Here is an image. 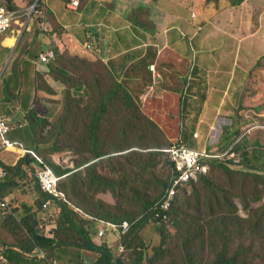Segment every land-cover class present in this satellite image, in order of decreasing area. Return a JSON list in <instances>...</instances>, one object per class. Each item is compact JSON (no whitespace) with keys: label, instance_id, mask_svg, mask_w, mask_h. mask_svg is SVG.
Masks as SVG:
<instances>
[{"label":"trees","instance_id":"1","mask_svg":"<svg viewBox=\"0 0 264 264\" xmlns=\"http://www.w3.org/2000/svg\"><path fill=\"white\" fill-rule=\"evenodd\" d=\"M87 1L80 0L79 8ZM206 1L220 5V9H222L228 3L236 5L243 0ZM0 4L9 10L17 9L13 0H5V4L0 1ZM36 6L43 11V15L49 16L50 10H47L40 0H36ZM24 11L22 9L20 12L17 11L18 15L24 16ZM28 46L30 45L23 44V48L20 46L18 50L24 52L28 50ZM89 50L88 52L78 49L71 50L67 46L61 51L53 50V57L45 62L46 68L38 72L37 82L50 93L54 92L55 95L57 89L50 80L61 82L63 99L51 97L48 99V103L50 105L53 103L54 106L62 104L60 109L62 113H66L65 119H68L69 126L73 128L72 144L67 147L78 148L77 150L83 153L89 149L92 150V155L89 157L81 154V160L76 165L79 169L77 171L63 168L46 156L37 141L38 132L32 129L36 142L32 146L27 145L26 147L20 143L28 150L23 158L14 165H6L0 160V169L5 172L4 178L0 179V198H4L13 190H18L22 194L31 191L35 193L32 208L27 210L23 216L19 213V209L13 207L11 203L9 204L10 211L2 213L0 209L2 217L0 233L7 235L3 238L0 234V252L8 259L21 256L34 260L38 258L36 249L41 248L50 260L73 262L71 258L65 259V254L69 250H73L72 254L75 256L73 260L82 264H264V258L260 252L256 251L255 243H238L234 246L236 241L231 240L236 231L235 226H242L243 223L251 224V220L238 213V206L229 196V190L226 187L219 186L217 193L211 192L212 197L207 200L200 195L197 196L192 209L185 206L186 196L178 199L179 193L189 184H195L194 182L198 179L203 180L205 184H216L208 177L211 168L219 167L227 173L241 174L242 177H245L242 184H246L249 181L248 177H252L251 190L246 195H240L246 210L250 212L262 210V217L255 222L253 227L249 228L250 237H252L264 225V203L256 210L249 207L251 202L262 200L257 191L258 184H264V172H262L264 165L259 166L252 163L251 158L258 157L259 153L264 152V141H261L257 136L253 138V141H250L249 133L243 134L245 130L242 127L246 121L240 120L239 112L236 117L234 116L235 121L233 119L231 124L224 125V135L221 140L227 139L233 134L236 135L235 138L240 137L233 150L239 151L241 159L210 161L208 171L199 174L197 179H191L185 185L180 186L174 200L171 201L172 206L169 211L163 210L157 203H161L165 199L163 197L168 188L171 172V164L164 158V154L165 150L174 143L167 147L157 145L122 150L123 152L116 154L100 151L98 137L101 118L108 112V104L113 99H118L125 104L128 112H131L132 106H136V101L128 82L135 77V71H137V75L139 72L147 73L149 75L148 82L152 83L153 70L150 65L155 63L161 73L155 85L158 83L161 87L169 85L170 91L175 95L173 96L169 92L170 97L173 98L181 93L178 98L176 97L177 100L179 99L178 118L184 119L189 116L188 110L192 104L189 76L191 72L189 70L184 74L181 65L189 67L191 71L196 72V69L189 60H187L189 62L184 61L185 56L172 47L166 46L159 50L153 44L149 45L142 58L131 64L120 77L101 58L88 56V53H94ZM39 54L40 52L37 51L35 55L39 56ZM96 56L98 55L96 54ZM12 64L15 68L13 74H16L18 72L16 65L19 64L17 57ZM131 71L133 75H131ZM6 79L4 86L5 89H8L9 81L12 78ZM248 80V85H251L254 93L249 94L246 90V98L240 99L236 109L241 105L245 106L244 103L250 105L255 102V99L262 100V96H264V83H262L264 81V66L259 60L252 67ZM174 81L177 87L174 85L172 87ZM92 102H96L95 105H97L89 110ZM80 106L87 109L81 112L73 111ZM82 107L79 110H82ZM85 113L91 118L85 116L88 121L82 119ZM45 116L38 118L37 113L30 109L27 111L26 119L32 127L38 128L42 125L45 130L53 124L52 118L54 117ZM189 131V126H186V131L177 142L187 141L189 136L192 138ZM63 133L69 134L67 127L63 129ZM54 137L59 140L58 135ZM91 144L93 147L89 148L88 145ZM248 148L253 149L252 156H250ZM61 149L59 144L54 147V150ZM209 151L213 150L209 148ZM34 154L41 157L44 163L50 166L60 178L59 190L63 192L64 197L54 199L41 189L36 170L33 168L36 158ZM105 158L106 161L103 160ZM162 161L168 166V179L160 182L162 184L160 193L151 196L148 193L139 192L137 188L140 185H146L145 180L154 177V170ZM245 163L250 169L256 171L239 170L236 167V165ZM98 165L104 169L107 168V173H99ZM88 189H93L94 194L90 195ZM109 189L124 200L130 201L131 194L135 196L132 205L130 207L110 205L97 198L100 192H107ZM49 200L55 204L51 212L43 208V205ZM39 214H43L44 218L40 219ZM157 214L160 217L157 218ZM165 214L167 215L166 219L163 218ZM101 220L118 225L124 221L132 224L129 231L120 236L119 243L124 246V251L121 254H115L107 242L94 241L93 236L97 231V223ZM44 221L45 224H43ZM148 223L154 224L156 232L160 235V243L157 247L152 248V253L148 251V246L142 238V232ZM47 224H56L57 226L49 236H46L44 231ZM170 228L176 229L178 237L184 241L180 254L173 252L174 246L170 248L169 242L172 237ZM143 237L148 239L146 235ZM176 246L179 245L176 244ZM205 252L212 254V258L209 259ZM89 254H93L94 259L88 258ZM41 261L47 262L46 259H41Z\"/></svg>","mask_w":264,"mask_h":264},{"label":"crops","instance_id":"2","mask_svg":"<svg viewBox=\"0 0 264 264\" xmlns=\"http://www.w3.org/2000/svg\"><path fill=\"white\" fill-rule=\"evenodd\" d=\"M67 1L44 0L45 4L43 5L47 10H50L49 16L45 15L44 17L46 21L40 20L34 24V22L28 23L25 20L21 32L11 25L8 31L2 33L3 36L0 39V52L3 53L0 57V115L6 117L10 125L7 137L14 143V145L4 148L0 146V160L6 165H14L24 156L23 147L18 144L23 141L19 139L16 131L28 122L27 111L34 110L38 118L45 115L51 118L60 108V104L54 106L51 103L50 105L48 99H51V95L62 98L61 82L50 80L53 81L54 87H57L56 95L38 85V72L43 71L46 67L44 62L39 61V56L35 55L37 51L40 53L50 49L61 51L67 46L71 50L78 48L88 52L89 49L85 48L86 44L90 42L92 44L90 50L94 53L89 50L90 53L87 55L91 58H101L118 76L122 77L131 64L142 58L149 45L154 44L159 50L166 46L172 47L182 56L190 58L184 47V39L177 37L176 31H180L184 36L185 34L191 35V39L197 45V51L202 50L203 43L207 40L215 44L207 52L203 51L200 55H193L190 58L195 63L196 74L199 76L197 79L190 80V91H193L192 99L196 97V103L200 106L201 111L204 110L207 99H212L219 113L221 110H226L227 114L238 106L239 99L233 102L231 98L233 93L228 90L229 83H226V87L220 86L222 74L225 72L220 67L229 66V73L234 75L238 90H241L242 85L244 86L249 79L252 66L256 63L257 58L253 56L255 53L250 49V42L244 44V49L239 47L242 40L246 42V36L235 35L233 25L230 27L229 11L225 7L220 9V5L209 3L206 0H88L80 8H70L66 6ZM21 9L16 10L20 12ZM76 11H80L78 12L79 16ZM239 13L240 10L234 12L235 20L239 18ZM236 14L237 16H235ZM74 19H77V23L83 26L86 40L78 38L83 35V31H76ZM132 19H135L137 24L131 23ZM23 44L30 45L24 52L18 50L20 46L23 48ZM260 44L264 43L261 41ZM16 57L19 60L18 66L16 65L18 72L13 74L15 68L12 62ZM225 62L228 64L224 65ZM213 63L216 64L213 69L208 67ZM248 66L249 68L246 69ZM205 69L207 70L205 71ZM6 78H12L9 79L8 89H5L4 86ZM40 84L42 83L40 82ZM219 87H223V90H220ZM28 100L30 103L26 102ZM40 109H43L44 112H40ZM187 119L188 116L183 121L187 122ZM217 119L226 121L220 125L222 129L224 125L233 122V115L230 114L227 117L218 115L208 124H216ZM211 128L212 126L208 129ZM242 128L245 130L249 127L243 126ZM251 130L247 133H250ZM189 134L192 133L189 132ZM235 136L233 134L224 140H221L222 137L219 136L215 140V145L210 146L212 143H209L202 148L224 150L234 141ZM217 141H221V143L218 144ZM184 142L186 143V141ZM217 144L218 146H216ZM248 150L251 154L253 149L248 148ZM262 155L264 156V152ZM4 198L13 207L18 208L19 213L23 216L27 210L32 208L35 193L31 191L22 194L18 190H13ZM1 225L2 217L0 215ZM0 234L3 238L7 237L6 234ZM2 255L7 258L4 254ZM37 259L31 260L14 256L10 259L7 258V261L8 264L43 263ZM67 264H71V262Z\"/></svg>","mask_w":264,"mask_h":264},{"label":"rangeland","instance_id":"3","mask_svg":"<svg viewBox=\"0 0 264 264\" xmlns=\"http://www.w3.org/2000/svg\"><path fill=\"white\" fill-rule=\"evenodd\" d=\"M0 1L5 4V0H0ZM13 1L15 3V6H17V9L22 8V10H26L27 12L30 5L33 4L36 0H32V1L13 0ZM40 2L45 4L44 0H40ZM224 7L229 11V16L231 17L230 27H232L233 25L235 35L240 37L246 36L245 37L246 42H243L242 40L239 44V47L244 49L245 48L244 44L245 43L248 44L250 42L251 43L250 49L252 52L255 53V55L253 56L257 58L255 61L257 62L259 60L260 63L264 66V44H260L261 41L264 43V37H262V35H264V0H243L239 4L235 5L232 3H228L227 6ZM239 10H240L239 18L235 20L234 12ZM78 12L80 11H76V13L79 16ZM27 16H28L27 13H25L24 16H21V14H19V17L17 18L18 22L17 23L14 22L15 24L13 26L17 30H19V32L21 30V27L24 25L25 20H27L28 23L34 22V24L36 23V21L37 23L40 22V20L46 21L44 19L45 15H43V11H42V15L40 16H36L35 14H32L30 15L29 19ZM235 16H237V14ZM131 23L137 24L135 19H132ZM74 24L76 27V31L77 30L83 31V35H80L78 38H82L83 41L86 40V34L83 30L84 29L83 26L77 23V19H74ZM176 34L178 38L184 39L185 42L184 47L187 49L188 56L190 58H192L193 55L195 56L200 55V53L203 51L207 52L212 45H215L212 41L207 40L203 43V48H201L202 50L197 51L198 50L197 45L193 41V39H191L190 34L188 35L185 34L184 36L183 32L180 33V31H176ZM204 34L205 32L203 33V35ZM2 36L3 34H0V39L2 38ZM236 47L237 45L235 46V48ZM2 54L3 53L0 52V57H2ZM184 58H185L184 61L189 60L193 65V67L195 68V63H193L190 58L188 57H184ZM227 64L228 62L224 63V65ZM215 65L216 64L213 63L208 67H211L213 69ZM151 66H153V69H151L153 70L152 83L148 82L149 75L147 73L139 72V75H137V71H135V77L133 76L134 78H132L129 81L130 84L128 82V86L130 87L132 95L135 97V101H136V106H132V110L130 113L128 112L127 106L121 103L118 99L110 100L108 104V112L101 118V126L98 137V149L100 151H105L109 154H116L117 152L118 153L123 152L122 150L127 151L130 149H139L148 146L155 147L157 145H162L163 147H167L170 144L177 142V140L183 136V132L186 131V126L187 127L189 126V130H190L189 132H191L192 134L194 131L200 133L199 137L197 138H194V136L190 138L189 136V138L186 141L188 145L196 146L199 148H202L205 146V144L208 145L209 143H212L210 144V146L213 144L215 145L216 138L219 136L222 137L224 135V130L223 128L222 129L220 128V125L226 123V121L217 119L216 124L215 123L208 124V123L212 122L213 119L216 118L218 115L227 117L230 114H232L234 119V116L236 117L239 112L241 114L240 120L246 121L243 126L246 127L250 126L252 129L249 133L250 141H253V138L255 136H257L260 140L264 141V96H262V100H260L259 98L255 99V102L251 103L250 105L244 103L245 106L241 105L238 109L236 108H234L235 110L231 109V111L227 114H226L227 112L226 110H221V112L224 113L221 112L219 113V110L216 109L217 107L213 103L212 99L206 100L205 108L204 110L201 111L200 106L198 105V103H196V99H195L196 97H193V99H191L192 102L191 107H189L188 110V115H189L187 119L188 121L184 122L183 119L178 118L179 99L177 100V98L178 96L181 95V93L178 96L176 95L177 98L176 97L173 98L170 97V95L171 94L173 96L175 95L174 92L170 91L169 85L167 86L163 85L162 87L159 86V83L155 85L161 73L155 66V63H152L150 67ZM181 67H182L181 70L183 71L184 74H186V72L190 70L191 72V73L189 72L190 80L199 78L196 72L191 71L189 67L186 66L183 67L182 65ZM228 67L229 66L220 67V69L225 71L224 74H222L221 82L223 85L221 84L220 86L226 87V83L227 82L229 83L228 90L231 93H233L231 95L233 102H235L238 99L240 101V99L246 98V94H247V92H245L246 90H248L249 94H251L252 92L254 93V89L251 88V85H248V81H249L248 79L245 85L244 86L242 85L241 90H238L239 87H237L236 85V80L234 79V75H231V73H229L230 69ZM248 68L249 66L246 69ZM206 70L207 69H205V71ZM131 75H133L132 71H131ZM52 82L53 81H51V83ZM262 83H264V81H262ZM173 85L176 86L175 81L174 83H172V87ZM55 88L57 87L55 86ZM222 88L223 87H219L220 90H223ZM169 92H171V94ZM191 94L194 95L193 91H191ZM50 97L60 98L57 96H50ZM61 99H63V96ZM42 101L45 100L42 99ZM26 102L30 103L29 100ZM207 102L209 103L207 104ZM36 103H38V100H36ZM95 103L96 102L91 103V108H89V110L97 105V104L95 105ZM61 106L62 104L60 105V108ZM81 107L82 106L77 107V110L73 109V111L81 112L87 109L82 107V110H79L81 109ZM41 108L43 107L41 106ZM60 108L58 112L56 111L57 113L52 118L53 124L48 126V128H46L45 130H43L42 125L39 126L38 128H34L32 127L31 124L26 122L25 126L22 128H18L16 133L18 134L19 139L23 141L22 142L23 145L26 147L27 145L32 146V144H35L36 140L34 139V131L36 130L38 132L37 141L39 142V146L45 152L46 156L54 163L61 165L63 168H68L77 171L79 169H77L76 165L77 162L81 160V154L83 152L77 150L78 148L73 149L67 147V145L72 144L71 138L72 135L74 134V131L72 126H69L70 124L68 122V119H65L66 113H62V110ZM40 112H44L43 109H40ZM216 112L218 113V115H216L217 114ZM68 116L73 117V115L71 114H68ZM85 116L91 119L88 116V114L85 113L82 116L83 120L88 121ZM62 119L64 120L62 121ZM210 126H212V128L208 129ZM56 127L58 128L56 129ZM66 127L69 131L68 135H65L63 133V129ZM32 129H34V131ZM51 134L54 136L58 135L59 140L56 139ZM217 143L219 144L221 143V141L219 142L217 141ZM57 144H59L62 147L61 150H54V147ZM218 144L216 146H218ZM73 145L77 146L74 143ZM88 146L90 148L92 144ZM219 150H223V149H219ZM262 153H259L258 157L253 156L251 158V162L254 164H258L259 166L264 165V156L262 155ZM82 155L90 157L92 155V150L90 151L88 149V151H86ZM164 158L167 160L166 153L164 154ZM103 160L106 161V158ZM167 167L168 166L164 164L162 161L159 164V166L154 170V177L145 180L146 185H140L137 188V190L139 192L148 193L151 196L158 195L162 189V184H160V182L168 179ZM236 167H238L239 170L256 171L254 169H250L246 163L244 165H239ZM97 170L101 174H106L108 169L107 168L104 169L103 167L98 165ZM83 175H85V173H83ZM208 177L216 184H205L203 180L198 179L196 182H194L195 184H189L185 189H183L179 193L178 199H182L183 197L186 196L185 206L191 207L190 209H192V207L195 206V201L197 196L200 195L203 199L207 200L210 197H212L211 192L217 193L219 186L226 187L229 190V196L232 197V199H234L235 203L238 206V210H239L238 213L241 216L245 218H249L251 220V224L243 223L242 226L239 225L235 226L236 231L234 233V237L231 239L236 241L234 246H236L238 243L248 244L249 242H253L255 243L254 246L256 247L255 248L256 251L260 252L262 257L264 258V225L260 228V230L255 232L252 235V237H250V233H249L250 231L249 228L253 227L255 222L262 217V212H261L262 210H258L257 212L256 211L250 212L249 210H246V208L243 206L244 202L241 201V196H240V195H246L248 191L251 190V181H253V178L248 177L249 181L246 184H242V181L245 180V177H242L241 174L227 173L224 170L220 169L219 167L215 169L211 168V171L208 173ZM88 192L90 195L94 194L93 189H88ZM257 193L261 195L262 200L259 202H251L249 206L250 208L255 210L258 209L264 203V184H258ZM97 198L102 199L103 201H105L110 205L130 207L133 203L135 196L131 194L130 201L124 200L109 189L107 192H100L97 195ZM42 215L39 214L40 219L44 218ZM43 224H45V221L43 222ZM170 231L172 234V237L169 242V245L171 246L170 248H173L174 246L175 250L173 252L176 254H180L182 253L181 246L183 245L184 241L178 237V232L176 231V229L170 228ZM143 235H146L148 239L143 237ZM142 238L144 243L148 246L147 249L150 253H152V248L154 246L157 247L160 243V235L156 232L154 224L151 223H148L144 228V231L142 232ZM176 244L179 246L177 247ZM72 252L74 251L69 250L67 254H65L66 256L65 259L71 258L73 261L71 262V264H80L81 262H78L77 260L76 261L73 260L75 256L72 254ZM89 255L90 256H88V258L94 259L93 254H89ZM205 255H207L209 259L212 258V254H209L208 252H205ZM37 261H41V260L37 259ZM57 262H58L57 264L68 263L67 261H57ZM42 264H49V263L43 262Z\"/></svg>","mask_w":264,"mask_h":264},{"label":"built area","instance_id":"4","mask_svg":"<svg viewBox=\"0 0 264 264\" xmlns=\"http://www.w3.org/2000/svg\"><path fill=\"white\" fill-rule=\"evenodd\" d=\"M80 4L79 0H68L66 6L70 8H78ZM27 13L28 17L35 14L36 16L42 15V11L36 6V1L30 5L27 12L24 11V14ZM19 17L17 10H9L4 5L0 4V34L5 33L11 28L13 22H18L17 18ZM91 43L86 44L87 48H91ZM53 50H47L39 54L40 62H48L51 57H53ZM153 69V66H151ZM10 130L7 119L5 116L0 115V143L4 147L14 145L10 143L7 139V133ZM199 133L194 132V136L198 137ZM231 148L222 151V152H210L206 148H194L190 147L184 143H174L165 150L166 157L171 164L170 180L168 188L165 191V198L161 203V208L165 211H169L171 201L174 200L177 191L180 186H183L191 179H197L198 175L205 173L209 169L208 160L212 158H220L226 160L230 157L235 156V153ZM27 153V150H23ZM35 155V154H34ZM35 162L33 167L36 170V176L40 184L41 189L50 195V197L57 199L64 197L63 192L59 190V181L60 178L56 175L54 170L44 163L43 159L35 155ZM4 172L0 170V178L4 177ZM156 204V205H157ZM55 207V204L52 200L47 201L43 208L49 212ZM0 209L1 212L10 211V205L5 198H0ZM160 217V215H156ZM163 218H167L165 214ZM132 224L128 221H124L121 225L98 221L97 231L93 236L94 241L96 242H107L111 249L117 254H121L124 251V246L119 243L120 236L129 231ZM56 224H49L45 228V235L49 236L52 233V230L56 228ZM36 254L38 259H46L49 264H57L56 260H50L47 258L45 252L41 248L36 249ZM35 256V255H33ZM0 264H8L7 258L0 253ZM82 264V263H81Z\"/></svg>","mask_w":264,"mask_h":264},{"label":"clouds","instance_id":"5","mask_svg":"<svg viewBox=\"0 0 264 264\" xmlns=\"http://www.w3.org/2000/svg\"><path fill=\"white\" fill-rule=\"evenodd\" d=\"M80 5V4H79ZM22 16V15H21ZM20 32H21V30H20ZM90 43V42H89ZM92 45V44H91ZM91 48H92V46H91ZM90 49V48H89ZM8 122V121H7ZM8 125H9V123H8ZM9 127H10V125H9ZM247 127H249V128H246L245 129V131H244V133L243 134H245V133H247L250 129H251V127L250 126H247ZM10 131V130H9ZM9 131H8V133H9ZM194 132H197V131H194ZM194 132H193V134H192V137L194 136ZM8 133H7V135H8ZM199 133V132H198ZM242 134V135H243ZM195 137V136H194ZM198 137H199V135H198ZM195 138H197V137H195ZM7 139H8V137H7ZM240 139V137H238V138H234V141H233V143L232 144H230V145H228L224 150H213V151H210V152H216V153H218V152H222V151H225V150H227V149H229L230 147H232L231 148V152L233 151L234 153H235V156H233V157H230V158H228V159H226L225 161H230L231 159H236V160H239V159H241V156H240V153H239V151H234L233 150V147H234V145L236 144V142L238 141ZM8 141L10 142V143H12L9 139H8ZM175 143H178V142H175ZM179 143H184V144H186L184 141L183 142H179ZM14 144V143H13ZM18 144L20 145V146H22L21 144H20V142H18ZM186 145H188V144H186ZM0 146L2 147V148H4V146L0 143ZM188 146H190V145H188ZM23 147V146H22ZM190 147H194V148H199V147H195V146H190ZM23 150H26L24 147L22 148ZM207 149V148H206ZM28 151V150H27ZM208 151H209V149H208ZM25 152H24V156H25ZM23 156V157H24ZM22 157V158H23ZM41 158V157H40ZM168 160V159H167ZM213 160H222V159H220V158H212V159H209L208 160V163L210 162V161H213ZM169 162V161H168ZM210 165V164H209ZM236 166H239V165H236ZM34 169H35V167H33ZM1 171H2V169H0ZM2 172H4V171H2ZM5 173V172H4ZM4 176H5V174H4ZM2 178H4V177H2ZM2 178H0V179H2ZM114 252V251H113ZM1 253V252H0ZM115 254H117L116 252H114ZM3 254V253H2ZM32 256V255H31ZM41 260V259H40ZM57 261V260H56Z\"/></svg>","mask_w":264,"mask_h":264}]
</instances>
